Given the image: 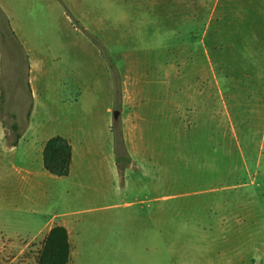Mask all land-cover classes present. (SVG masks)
<instances>
[{
	"label": "rangeland",
	"instance_id": "rangeland-1",
	"mask_svg": "<svg viewBox=\"0 0 264 264\" xmlns=\"http://www.w3.org/2000/svg\"><path fill=\"white\" fill-rule=\"evenodd\" d=\"M238 1L6 0L0 264H36L64 213L81 264H264V57L250 49L264 25ZM26 47L43 62L36 104ZM66 131L74 176L42 163L25 186L17 135Z\"/></svg>",
	"mask_w": 264,
	"mask_h": 264
},
{
	"label": "crops",
	"instance_id": "crops-1",
	"mask_svg": "<svg viewBox=\"0 0 264 264\" xmlns=\"http://www.w3.org/2000/svg\"><path fill=\"white\" fill-rule=\"evenodd\" d=\"M233 1L236 4L239 3L238 0H233ZM248 2L244 1V4H250L248 9L255 11V9L253 8L255 6L256 10H258V13H257L258 15L255 12H253L254 15H257L254 19H258L260 21L262 20L263 25H264V18H263L264 17V11H263L264 10V0H249ZM0 6L5 11L7 16H10L6 10L7 9L6 0H0ZM246 9H247V7H245V5H244L242 11H244ZM243 18L248 19L246 16H244ZM248 20H250V19H248ZM263 25H261V26H263ZM256 33H261L260 34L261 40L258 44L260 45L263 43V45H264V37H263L264 31L263 32L259 31ZM254 38L256 39V41L254 43L256 45H258L257 40L259 41V38L257 39L256 36H254ZM250 49H253V52H254L252 54L253 57L260 55V54L256 53L257 51H260L261 56L264 57L263 46H262V48L258 46L255 48L251 47ZM26 50L30 56V59H29V76H30V84H31V88H32V93H33L34 101H35L34 103L36 104L37 95H36V92H35L34 88L32 87V85H33L34 81H36V82L38 81V79H39L38 74H41L44 72V68L42 67L43 62H42V59L38 56V54H34V51L32 48L26 47ZM263 69H264V66H263ZM52 136H55V135H49L48 137H45L46 139L44 141L42 139V142L40 143V145L37 144V142H36L37 137L35 136L34 138H30V140H26V141H23V140H25V138H24L23 140H21L19 142V144L13 145V146L11 145V147H9V149L13 150L14 152H16L21 146H23V148H24V151H23L24 161H23V163L24 162L26 163V167H18L17 166L15 168H17L19 170L20 174L22 175V181L25 184V186L29 185L30 187H36V185L38 183L37 177L39 176V174H44V172L42 171L43 150H44V146H45L46 141L49 138H51ZM63 136L66 137L67 139H69V141L73 147V159H72L71 172L68 176H64L63 178H72L74 176L77 158L80 155V146L75 143L74 137L70 131L64 132ZM36 144H37V148H36ZM129 154H130L132 161L134 162L135 166L140 168L139 163H137L135 153L132 151H129ZM35 157H37V159H36V161L33 162V159H35ZM113 165L115 168L116 163L113 162ZM148 182H149V184H151V186L155 185L153 179H151ZM66 197H67L68 201L75 198L74 193H70L69 191H67ZM58 218H59V220H57L58 223L54 224L53 226L63 225L67 228V230L69 232V237H70V242H71V260H70L69 264H81L83 262L82 251H81V249H79V255L78 256L76 255L77 258L75 259L74 249L76 247H74V244L72 243L73 234L74 233H76V234L78 233V235L80 234L81 224L78 223L79 221L73 219L71 217V215L68 213H64L62 215H59Z\"/></svg>",
	"mask_w": 264,
	"mask_h": 264
},
{
	"label": "trees",
	"instance_id": "trees-1",
	"mask_svg": "<svg viewBox=\"0 0 264 264\" xmlns=\"http://www.w3.org/2000/svg\"><path fill=\"white\" fill-rule=\"evenodd\" d=\"M0 11L4 14L0 7ZM32 92L30 87V93ZM33 97V93H32ZM33 108V105L31 104ZM4 126L5 121L3 122ZM17 129V125H13ZM20 134L14 142L18 144ZM118 152L117 162L129 163L131 158L128 155L123 156V152ZM122 154V155H121ZM73 159V147L69 139L62 135H55L49 138L43 150V165L44 168L51 174L64 177L71 172ZM71 260V242L69 232L63 225L53 226L43 240L42 248L37 256L36 264H69Z\"/></svg>",
	"mask_w": 264,
	"mask_h": 264
},
{
	"label": "water",
	"instance_id": "water-1",
	"mask_svg": "<svg viewBox=\"0 0 264 264\" xmlns=\"http://www.w3.org/2000/svg\"><path fill=\"white\" fill-rule=\"evenodd\" d=\"M120 114H121V111H119V110H115L114 111V117H115V119H118L119 118V116H120Z\"/></svg>",
	"mask_w": 264,
	"mask_h": 264
}]
</instances>
